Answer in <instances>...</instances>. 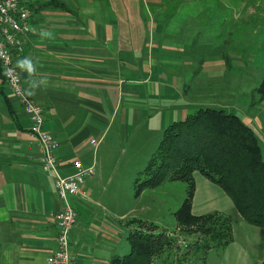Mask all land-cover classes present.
I'll use <instances>...</instances> for the list:
<instances>
[{
    "label": "crops",
    "instance_id": "1",
    "mask_svg": "<svg viewBox=\"0 0 264 264\" xmlns=\"http://www.w3.org/2000/svg\"><path fill=\"white\" fill-rule=\"evenodd\" d=\"M62 1L68 10L34 14V31L16 65L28 95L43 108L45 128L59 141L58 173H71L74 159L94 166V175L84 182L87 198L68 197L76 211L70 264H109L129 250L126 219L134 212L120 211L116 195L106 202L111 177L100 181L96 148L115 121L126 141L135 125L160 133L200 106L234 112L260 140L264 125L246 103L245 57L234 49L211 51L209 38L200 37L209 33L208 15L216 0H175L179 4L170 19L161 0ZM241 6L232 11L234 23L228 20L225 30L229 38L233 33V43L245 45L251 39L244 34L247 26L257 32L264 11L255 4L246 7L245 1ZM262 62H252L260 68L257 78L251 70L258 84ZM256 105L261 110L264 101ZM28 125L16 97L0 86V264H47L55 246L51 214L62 202ZM93 138L100 139L96 146ZM193 177L191 212L217 211L232 218V240L223 250L210 249L204 264H261L264 228L248 224L224 190L201 172Z\"/></svg>",
    "mask_w": 264,
    "mask_h": 264
},
{
    "label": "trees",
    "instance_id": "2",
    "mask_svg": "<svg viewBox=\"0 0 264 264\" xmlns=\"http://www.w3.org/2000/svg\"><path fill=\"white\" fill-rule=\"evenodd\" d=\"M28 7L36 14L69 9L62 0H28ZM253 91V101H264V77ZM195 171L223 189L248 224L264 228V159L259 137L234 112L200 106L164 128L154 152L133 182L135 196L164 180L186 182L185 198L174 212L179 234L187 236L184 249L178 248L175 236L159 230L154 223L132 218L127 221L129 250L113 256L109 264H179L200 248L204 254L210 249H224L232 240L231 215L191 212ZM175 249L172 254L168 252Z\"/></svg>",
    "mask_w": 264,
    "mask_h": 264
},
{
    "label": "rangeland",
    "instance_id": "3",
    "mask_svg": "<svg viewBox=\"0 0 264 264\" xmlns=\"http://www.w3.org/2000/svg\"><path fill=\"white\" fill-rule=\"evenodd\" d=\"M216 1V4L211 8V15H208V22L210 24V26H208L209 33L206 34L207 36H205L204 33H201L200 37L204 42L209 38L206 42H209L208 47L211 48V51L212 48L219 52H222L224 48L227 52L228 49L231 52L234 49L235 52L239 51L240 55L245 57L246 62L244 66L247 70V73H245V84L246 88L247 86H250V89H248L249 97L246 98V103H248L249 108L254 109L253 112L258 113L257 118H259L264 125V107L261 110L257 109V103L253 101L252 97L254 93L253 90L258 85V81L255 79V76L252 73L253 71L251 72L252 69L255 70L257 78V72L260 68L258 64H253L252 62L255 61V63H261L264 61V15L261 16L262 22L257 32L253 33L250 30L251 26H247V31L244 34L251 35V39L246 41L245 45L244 41L233 43V33H231V37L229 38L227 36L228 33L225 30L228 20L230 24L234 23L232 11L239 10L244 1L246 7L249 4H255V8H261V10L264 11V0ZM158 3L159 5H162L161 8L165 10V19H170L172 15L171 10L178 6L179 1H176L175 3V0H161ZM223 3H227L228 5L225 7ZM250 18L253 19L252 16ZM255 18L259 17L255 16ZM203 40L201 41V39H199L201 43ZM116 122L117 121H115V124L110 129L102 144H99L100 146L98 145L96 148L97 162L101 163V167H103V174L100 181L105 183L109 180V177H111L108 186L109 190L107 192L108 197L105 201L108 202L111 197L116 195L118 198L116 205L120 211L129 210L131 208L134 210L132 215L126 220H130L134 218L132 216H136L143 221L154 223L158 226L159 230H165L168 233L170 232L169 234L175 236L178 239L176 240L178 248L184 249L185 238L187 236L183 234L180 235L179 230L175 229L176 219L174 212L178 209L185 198L187 187L186 182L182 180H164L155 188H147L143 190L137 198L134 194L135 190L133 182L137 173L145 167L148 159L157 146L155 144L162 136V132L159 133L156 129L146 132L144 127L138 124L135 125L136 129L132 134L128 135V140L126 141V136L121 135ZM142 141H146V143H143ZM260 144L262 148V157L264 159L263 134H261ZM174 251H176V249L168 252L171 253ZM206 255L207 253L204 254V249L200 248L195 250V252H191L186 261L181 260L179 264H203L204 261H206ZM210 257L211 255L208 257L207 262ZM174 264H177V261Z\"/></svg>",
    "mask_w": 264,
    "mask_h": 264
},
{
    "label": "built area",
    "instance_id": "4",
    "mask_svg": "<svg viewBox=\"0 0 264 264\" xmlns=\"http://www.w3.org/2000/svg\"><path fill=\"white\" fill-rule=\"evenodd\" d=\"M34 14L28 7V0H0V86L9 90L23 108L29 121L28 130L41 154V163L52 176L55 191L62 202L60 209L51 214L57 232L55 246L46 255V263L70 264L69 235L76 221V211L68 197L87 198L84 182L94 175V166L74 159L71 173H58L60 163L56 150L59 141L44 126L42 106L23 87L16 60L23 52L27 37L34 31L31 20ZM99 141L93 138L91 144L96 146Z\"/></svg>",
    "mask_w": 264,
    "mask_h": 264
},
{
    "label": "clouds",
    "instance_id": "5",
    "mask_svg": "<svg viewBox=\"0 0 264 264\" xmlns=\"http://www.w3.org/2000/svg\"><path fill=\"white\" fill-rule=\"evenodd\" d=\"M20 63V62H19ZM29 71H31V68L29 67V69H28Z\"/></svg>",
    "mask_w": 264,
    "mask_h": 264
}]
</instances>
